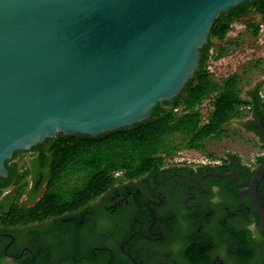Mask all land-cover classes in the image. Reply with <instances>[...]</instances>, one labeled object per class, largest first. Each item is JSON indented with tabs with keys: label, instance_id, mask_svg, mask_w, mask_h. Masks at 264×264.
Instances as JSON below:
<instances>
[{
	"label": "water",
	"instance_id": "water-1",
	"mask_svg": "<svg viewBox=\"0 0 264 264\" xmlns=\"http://www.w3.org/2000/svg\"><path fill=\"white\" fill-rule=\"evenodd\" d=\"M243 1L0 0V176L46 138L149 118L194 76L219 14ZM263 171L246 191L264 232Z\"/></svg>",
	"mask_w": 264,
	"mask_h": 264
},
{
	"label": "flooded vegetation",
	"instance_id": "flooded-vegetation-1",
	"mask_svg": "<svg viewBox=\"0 0 264 264\" xmlns=\"http://www.w3.org/2000/svg\"><path fill=\"white\" fill-rule=\"evenodd\" d=\"M247 109L244 128L264 150V110ZM260 165L264 151L251 161L227 154L164 164L61 215L0 225V264H264V240L246 231L252 221L260 228L246 191ZM44 173L32 167L26 200L42 195ZM8 174L0 179V205L16 192V184L2 186ZM256 193L264 209V171Z\"/></svg>",
	"mask_w": 264,
	"mask_h": 264
},
{
	"label": "trees",
	"instance_id": "trees-1",
	"mask_svg": "<svg viewBox=\"0 0 264 264\" xmlns=\"http://www.w3.org/2000/svg\"><path fill=\"white\" fill-rule=\"evenodd\" d=\"M250 10L264 19V0H246L235 9L219 14L200 49L199 68L194 76L177 96L158 102L149 118L98 136L60 133L32 146L29 151L35 152L36 157L30 160V172L34 166L45 169L40 180L45 185L42 195L29 206L17 203L23 193L19 183L28 171L17 160L14 162L15 155L24 150L15 151L5 161L9 174L2 186L16 184V192L8 193L7 200L0 205V225L26 223L79 208L121 180L159 169L165 158L182 146L203 148L207 139L226 134L227 123L242 117L249 105L264 110L259 84L248 90V97L244 98L238 73L215 80L205 66L211 47H216L220 56L228 45L224 41L232 22ZM247 27H252L253 34L259 29L258 24L250 22ZM213 38L220 43L212 42ZM206 98H211V110L203 115L199 105Z\"/></svg>",
	"mask_w": 264,
	"mask_h": 264
},
{
	"label": "rangeland",
	"instance_id": "rangeland-1",
	"mask_svg": "<svg viewBox=\"0 0 264 264\" xmlns=\"http://www.w3.org/2000/svg\"><path fill=\"white\" fill-rule=\"evenodd\" d=\"M249 22L259 25L257 33L253 34L252 27H247ZM226 41L228 45L225 46V50L220 56H217L218 50L216 47H211L209 57L205 62L206 69L215 80L232 73H238L242 79L244 98L248 97V90L253 89L257 84L260 85V94H264V19L253 10L237 16L226 33L224 42ZM212 42L220 43L214 38ZM199 108L203 115H207L211 110V98L204 99ZM248 110L243 111L242 117L227 123L226 134L219 138L207 139L203 148L191 149L182 146L172 155L167 156L164 164L180 161L208 162L227 154H233L243 160L251 161L253 157L258 156L264 150L260 149L253 134L244 128L245 116L248 115ZM176 140L179 141L180 137L177 136ZM33 155H35L33 151L19 152L17 155V157L22 156L19 162L20 167L28 171L19 183L23 186V193L18 196V204L21 206L33 204L36 200L25 199L27 186L32 180L30 160ZM116 175L118 174L116 173Z\"/></svg>",
	"mask_w": 264,
	"mask_h": 264
},
{
	"label": "clouds",
	"instance_id": "clouds-1",
	"mask_svg": "<svg viewBox=\"0 0 264 264\" xmlns=\"http://www.w3.org/2000/svg\"><path fill=\"white\" fill-rule=\"evenodd\" d=\"M213 202H219L218 195L213 198ZM246 231H248L249 234L248 238L250 240L255 242L264 240V235H262V230L258 226H256L255 221L250 222V224L246 226Z\"/></svg>",
	"mask_w": 264,
	"mask_h": 264
}]
</instances>
